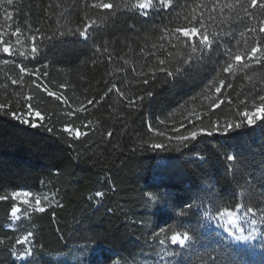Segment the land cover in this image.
I'll return each instance as SVG.
<instances>
[{"label":"trees","instance_id":"1","mask_svg":"<svg viewBox=\"0 0 264 264\" xmlns=\"http://www.w3.org/2000/svg\"><path fill=\"white\" fill-rule=\"evenodd\" d=\"M100 2L113 8L92 7ZM261 3L172 0L171 10L141 16L138 0H0V38L14 53L0 51V264H92L103 256L105 264H264V223L257 250L235 247L207 225L238 204L257 221L264 211V120L223 134L264 95V65L245 68L225 52L234 57L264 41ZM193 16L207 21L212 48L193 53L191 42L171 35ZM92 21L85 41L77 29ZM70 30L76 34L60 36ZM18 191L48 192L54 202L9 229L17 204L10 194ZM173 232L192 239L172 245ZM13 246L32 255L18 258Z\"/></svg>","mask_w":264,"mask_h":264},{"label":"snow or ice","instance_id":"2","mask_svg":"<svg viewBox=\"0 0 264 264\" xmlns=\"http://www.w3.org/2000/svg\"><path fill=\"white\" fill-rule=\"evenodd\" d=\"M8 4H12L13 0H7ZM241 7H243V4L240 5ZM251 6L253 8L257 7V0H251ZM92 7L94 8H98V9H112L113 8V4L111 3H104V2H100V3H96L93 4ZM136 7L139 8L140 11V15L141 16H147L149 10H151L152 8H164V9H169L171 10L173 7L172 4V0H159V4L157 5L156 3L153 2V0H138V4L136 5ZM259 8L264 9V3L259 4ZM244 11L246 14H248L249 16H251L250 13H248L247 8H244ZM203 15V14H202ZM254 18V17H253ZM95 21H92L91 23H86L83 30L77 29L78 35L83 39V40H88L89 36H90V31L93 29V27L95 26ZM206 24L207 21H205L204 19H202L201 17H196L193 16L191 18V20L188 22V24L185 25H180L175 27L172 32L171 35L176 39V40H181V38H186L184 39L182 42L185 44H188L191 42V47H192V51L193 53H195L198 49L200 48H212L214 41L209 39V34L206 30ZM259 32L260 33H264V21H261L259 23ZM20 30L17 29L16 32H13L12 35L16 36L17 33ZM248 31L250 32H255L256 29L255 28H249ZM75 32H72L71 30L67 33L61 32L60 36H65V35H75ZM55 37H48L49 40L54 39ZM33 41L36 40V37L33 36L32 37ZM0 45H2V47H0V51H2L3 53L8 54L9 56L13 55V51L11 49V46L2 40V38H0ZM99 50V49H98ZM38 51L37 46L32 47L31 52L33 54V58H35V53ZM226 54L231 57L232 59H234V61L237 64H241V62H243V67L247 68L250 66V64H252L253 62L255 63H260L262 65H264V41L258 43L255 46H252L251 49L249 51H246L243 54H236L234 57L232 56V53L228 50L225 49ZM21 56H24L27 59V56L24 52L20 53ZM5 63H7V61H5ZM161 64L164 63V61L160 62ZM20 72L23 74L25 72H29L30 70L25 68L24 66H20L18 65ZM233 68V64L232 63H228L227 67L223 68V71L228 73L232 70ZM161 72L165 71V68L161 67L159 69ZM39 73V69H37V75ZM169 75H172V73H169ZM145 83H147V80L144 81ZM13 83H16L15 80H13ZM33 83H35V81H33ZM224 81H221V85H223ZM37 87H41L39 84L37 85ZM228 87H232L231 84L228 85ZM43 90H47L46 88ZM111 91V89H110ZM216 92L220 93L221 92V88L217 87L216 88ZM48 95L49 96H56V93L52 92V91H48ZM149 95H151V93H149ZM56 98L58 100H61L62 102H67L62 96H56ZM29 100L31 99V97L28 98ZM259 99V104L255 105L253 110H249L247 108V106H245V110L243 112L240 113L241 116V120L236 122V123H228L223 127V134H227L229 131H235V130H239L245 126L251 127L253 125H255L257 123V121L259 120H264V95H260L258 96ZM88 104H92L93 101L89 100L87 102ZM241 104H244V101H241ZM219 105H214V107H218ZM3 105H0V109H3ZM83 110V107L82 109ZM11 115L13 116L14 119H18L20 120L21 123L23 124H29L30 121L28 118H23L21 116H18L15 112L11 113ZM29 116L32 115L31 112V105L29 104ZM36 117H40L41 119H43V117H41V114L39 112H35L34 114ZM69 115H72V113H69ZM31 127L35 128L38 125L35 122H32L30 124ZM217 129H213L211 131L207 132V135H212L213 131H216ZM49 131H51V129H49ZM64 131L66 132H71L72 129L70 127H65ZM76 137L79 138L81 135H87V133H81L79 130H76ZM109 135H111V133H109ZM197 137V133L195 131H193L191 133V138L193 140H195ZM178 139H187V137H178ZM160 147V145H153V148H157ZM228 161H232L234 159L233 156L229 155L227 157ZM19 195H23L24 197H30L32 194L29 192H23V193H13V199H16ZM102 193L97 192L96 196H101ZM148 195V194H146ZM151 199H155L154 196H150ZM6 199V197L0 196V200H4ZM24 204H28L29 200L25 199L23 201ZM245 206L242 204H238L236 205V209L235 212L229 208L226 209L225 212L220 213L219 215V220H224L225 217H227V223L224 226V231L228 233L229 236L233 237V239L236 242H248L252 239H254L256 237V231L255 229H252L249 231L248 235H244V229L242 228H237V223L236 221L233 219L234 215H238L239 211L244 208ZM20 211V208L17 206V204L13 203L11 205V209H10V214H11V219L13 221L18 220L19 217L17 215V213ZM34 211L36 213H44L46 211V209L44 207L41 206V201L39 199L36 200V204H35V208ZM246 213L247 214H251L253 217H255L256 213L254 212L253 208L251 207H247L246 209ZM214 217H209V219H213ZM264 223V211H261V216H260V220L257 221V219L253 218L251 220V223L253 225H256L257 223ZM161 232L164 231V228L160 229ZM29 236H31L32 234L29 233ZM171 239V243L172 245H179L181 247L186 246V243L192 239V237H190L188 235L187 232H184L183 234L179 233V232H173V234L170 237ZM28 237H24L23 240L17 239L16 240V244H23L25 242H27ZM161 243H164V241H161ZM5 241L3 239H0V245H4ZM101 251V255L103 256V249L100 250ZM12 255L17 256L18 258H23L26 256H31L32 255V249L28 248V249H24L23 253H18L15 250V246L12 247ZM109 260V257L107 256H103V259L100 260H94L92 262V264H105V261Z\"/></svg>","mask_w":264,"mask_h":264},{"label":"rangeland","instance_id":"3","mask_svg":"<svg viewBox=\"0 0 264 264\" xmlns=\"http://www.w3.org/2000/svg\"><path fill=\"white\" fill-rule=\"evenodd\" d=\"M23 192H26V191H18V192H15V193H23ZM10 197L13 199V193L10 194ZM25 199L29 200L28 204H24L23 203V201ZM37 199H39L41 201V206L42 207L50 205V204H52L54 202V197H52L50 195V193H48V192H42V193H39V194H32L30 197H27V198L24 197L23 195H19L16 199H14L17 202L18 207L20 208V211L17 213L19 219L21 217H27L28 214H30L31 212H35L34 208H35V204H36V200ZM219 215L214 217L213 219H208L207 220V225L211 229H214L219 235L223 236L224 239L228 243L234 245L235 247L250 248V249H253V250H257L260 247L262 240L260 238L259 228H258L257 224L253 225L251 223V220L253 219V216L251 214L244 213V212H242L240 210L238 215H234L233 216V219L237 223V228L244 229V233H243L244 235H248L250 230L255 229L256 237L254 239L248 241V242H236L233 239V237L229 236L228 233L224 231V226L227 223V217H225L224 220H219L218 219ZM18 220L13 221L11 219V215H10V223H9V225L7 227L9 229H14L16 224H17V222H18ZM23 258H25V257H23Z\"/></svg>","mask_w":264,"mask_h":264}]
</instances>
